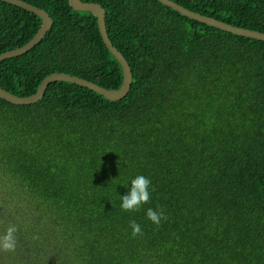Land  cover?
Masks as SVG:
<instances>
[{"label":"trees","instance_id":"16d2710c","mask_svg":"<svg viewBox=\"0 0 264 264\" xmlns=\"http://www.w3.org/2000/svg\"><path fill=\"white\" fill-rule=\"evenodd\" d=\"M51 28L0 61V87L33 94L53 72L117 88L123 72L96 17L68 0H24ZM105 10L132 72L108 100L66 81L33 104L0 98V235L17 226L13 264H264V41L193 20L157 0H83ZM264 32V0H173ZM36 14L0 0V53L37 32ZM151 180L138 212L131 179ZM163 209L159 226L146 210ZM141 225L131 235L129 221Z\"/></svg>","mask_w":264,"mask_h":264},{"label":"water","instance_id":"95a60500","mask_svg":"<svg viewBox=\"0 0 264 264\" xmlns=\"http://www.w3.org/2000/svg\"><path fill=\"white\" fill-rule=\"evenodd\" d=\"M1 1L11 3L13 5H16L20 8H23L27 11H30L36 14L37 16L40 17L41 24L37 32L25 44H23L20 47L10 49V50L0 53V61L11 58V57L19 56V55H22L28 52L30 49H32L36 44H38L41 41V39L45 36L47 31L51 28L52 23H53V19L44 9L39 8L33 4H30L24 0H1ZM157 1H159L160 3L172 8L173 10H176L180 14L187 16L193 20L208 24L210 26L230 32L232 34L264 41V32L235 26V25L223 22L221 20L215 19L213 17L207 16V15H204L198 12H194L176 3L173 0H157ZM68 3L74 10L89 11L96 17L98 30H99L103 43L107 47L108 51L112 54V56H114V58L118 61V63L120 64L122 68L123 78H122L121 85L117 88H106L90 80H86L82 77L71 75L65 72H53L45 76L40 82L37 90L29 96H18L0 87V98L1 99H4L13 104H20V105L33 104L39 101L43 97L47 86L50 83L56 82V81H66V82H71V83H75V84L87 87L93 90L94 92L104 96L108 100H119L127 94V92L130 89L131 82H132L131 68L126 58L112 44L111 40L108 37V33L106 30V26H105V20H104V17H105L104 8L99 3L83 1V0H68Z\"/></svg>","mask_w":264,"mask_h":264},{"label":"clouds","instance_id":"9594fccd","mask_svg":"<svg viewBox=\"0 0 264 264\" xmlns=\"http://www.w3.org/2000/svg\"><path fill=\"white\" fill-rule=\"evenodd\" d=\"M151 180L144 175H137L130 181V188L126 195L120 196L121 204L120 208L122 211L129 213L138 212L141 207L149 203L151 199L149 187ZM146 218L153 224L159 226L163 219H166L163 209L154 210L148 208L146 210ZM129 226L132 229L131 235L136 237L142 234V228L139 223L135 220L129 221ZM17 226L10 224L5 232L0 235V252H14L16 250V232Z\"/></svg>","mask_w":264,"mask_h":264},{"label":"rangeland","instance_id":"374dc122","mask_svg":"<svg viewBox=\"0 0 264 264\" xmlns=\"http://www.w3.org/2000/svg\"><path fill=\"white\" fill-rule=\"evenodd\" d=\"M0 264H8V263L5 261V262H0ZM9 264H13V263L9 262Z\"/></svg>","mask_w":264,"mask_h":264}]
</instances>
